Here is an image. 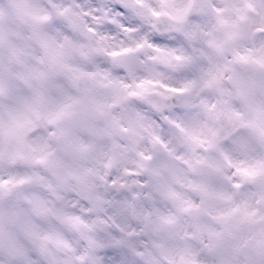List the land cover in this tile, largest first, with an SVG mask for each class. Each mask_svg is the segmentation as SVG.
Segmentation results:
<instances>
[{
  "label": "clouds",
  "instance_id": "9594fccd",
  "mask_svg": "<svg viewBox=\"0 0 264 264\" xmlns=\"http://www.w3.org/2000/svg\"><path fill=\"white\" fill-rule=\"evenodd\" d=\"M0 264H264V0H0Z\"/></svg>",
  "mask_w": 264,
  "mask_h": 264
}]
</instances>
